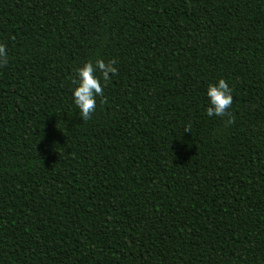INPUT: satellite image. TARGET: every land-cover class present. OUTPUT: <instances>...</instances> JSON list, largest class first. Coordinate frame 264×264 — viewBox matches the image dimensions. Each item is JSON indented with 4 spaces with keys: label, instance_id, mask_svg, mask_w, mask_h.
I'll use <instances>...</instances> for the list:
<instances>
[{
    "label": "trees",
    "instance_id": "trees-1",
    "mask_svg": "<svg viewBox=\"0 0 264 264\" xmlns=\"http://www.w3.org/2000/svg\"><path fill=\"white\" fill-rule=\"evenodd\" d=\"M0 43V264H264V0H0Z\"/></svg>",
    "mask_w": 264,
    "mask_h": 264
},
{
    "label": "clouds",
    "instance_id": "clouds-1",
    "mask_svg": "<svg viewBox=\"0 0 264 264\" xmlns=\"http://www.w3.org/2000/svg\"><path fill=\"white\" fill-rule=\"evenodd\" d=\"M8 63L5 45L0 43V67H4ZM116 64L115 59L106 61L103 58H98L94 62L89 59L76 70L78 79L74 81L76 87L73 89L72 95L79 110V116L83 121L86 122L92 118L97 107V97L102 98L101 104L107 101L104 88L112 76L117 74ZM232 92L233 89L229 87L224 78L219 79L215 84H210L207 89V96L210 101L206 110L207 115L209 117L215 115L227 118L226 127L235 122V115L230 111L233 104ZM184 131L190 132V125L185 126Z\"/></svg>",
    "mask_w": 264,
    "mask_h": 264
}]
</instances>
